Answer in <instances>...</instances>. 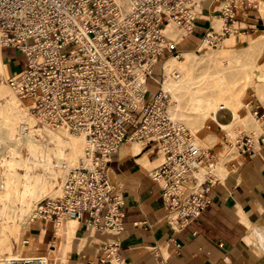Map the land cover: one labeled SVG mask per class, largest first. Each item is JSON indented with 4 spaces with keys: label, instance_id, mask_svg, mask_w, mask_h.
I'll use <instances>...</instances> for the list:
<instances>
[{
    "label": "built area",
    "instance_id": "1",
    "mask_svg": "<svg viewBox=\"0 0 264 264\" xmlns=\"http://www.w3.org/2000/svg\"><path fill=\"white\" fill-rule=\"evenodd\" d=\"M238 1L0 0L1 42L26 58L7 82L44 125L86 141L81 164L69 169L56 195L36 203L31 221L76 219L89 234H121L125 199L109 167L130 141L156 147L162 155L151 177L162 188L167 220L175 231L208 208L219 158L170 118V98L162 92L161 80L165 60L183 54L180 43L194 32L204 4L218 2L213 16L223 25L217 27L211 19L197 51L222 46L235 31ZM150 81L157 91L146 100ZM250 112L263 122L257 136L263 144L264 111L252 107ZM27 131L21 129L18 139ZM242 146L256 150L250 136ZM202 168L213 170L202 177ZM118 249L113 239L105 260L118 258ZM6 264L51 260L39 255L10 258Z\"/></svg>",
    "mask_w": 264,
    "mask_h": 264
},
{
    "label": "crops",
    "instance_id": "2",
    "mask_svg": "<svg viewBox=\"0 0 264 264\" xmlns=\"http://www.w3.org/2000/svg\"><path fill=\"white\" fill-rule=\"evenodd\" d=\"M217 4H204L194 32L180 43L181 50H197L210 20L214 22L213 8ZM234 28L231 35L236 44L248 45L250 37L264 32V0H239ZM10 49L2 47L9 75L13 73V57L7 53ZM250 103L264 111V103L259 100ZM214 116L207 135L220 142L208 149L216 152L219 161L224 144L234 150L227 153L224 175H216L219 178L209 192L208 208L181 230L175 231L167 220L162 188L151 177L161 162L156 147L141 143L136 150L127 142L114 154L109 167L110 177L125 199L122 233L89 234L80 220L38 219L26 227L22 253L46 256L51 264H264V143L242 127L238 128L236 142H232L222 124L233 121V110L220 108ZM247 136L255 151L243 148ZM75 220L74 233L70 234V221ZM113 239L119 243L118 258L105 260Z\"/></svg>",
    "mask_w": 264,
    "mask_h": 264
},
{
    "label": "rangeland",
    "instance_id": "3",
    "mask_svg": "<svg viewBox=\"0 0 264 264\" xmlns=\"http://www.w3.org/2000/svg\"><path fill=\"white\" fill-rule=\"evenodd\" d=\"M214 23L217 27L223 25V21L220 18L214 19ZM176 33H178L177 30ZM261 34H264V32L256 33L255 35L249 38V42H251V40H255L257 36ZM232 38H235V36L231 35L230 37H227L223 45L217 48L202 47L200 51L194 50V55H192V59L194 60V68L192 70H189L188 67H174L172 70L173 72H176L177 75H179L180 73H187L188 82L183 89H180L178 91V99H174L171 98V96H168L170 98L169 110L173 111L176 115V119L180 120V123L191 131L196 142L200 143L203 149L210 148L214 146L217 142H220V140L215 138L214 136H211L209 134L207 135V132L210 130V121L215 118L214 113L220 108H228L233 110V121L228 124H222V126L230 134V140L232 142H236L238 128L240 127L243 128L245 133L250 134L255 139H257V136L262 132V120L256 119L251 114L249 108L252 107V104L250 102L255 99L264 103V70L254 65L251 66L250 62L257 59V57H260V60L264 61V42L261 44L262 47H260V49L258 50H254L251 53L249 51L242 52V48L247 45L246 43H237L236 50L227 49V42ZM0 44L3 48L7 47L1 42V39ZM182 51L185 52L186 50ZM261 52L263 54L262 56ZM7 53L11 57H13V59L10 58L11 70L13 73H17L20 68L24 66L26 59L25 55L20 52L13 51V49H10L9 51H7ZM213 53L217 54L214 55ZM184 59H186V57L182 54L179 58H176V62L180 63ZM238 64H244L247 69H243L242 66H240V69H237ZM230 66H232V69H235L232 70ZM159 75L160 71L159 68H157L155 70V76L158 77ZM8 76L9 73L5 74V72L0 71V86H6L10 89V91L16 96L20 109H27L28 103L26 101H22L16 95L15 91L7 82ZM148 87L149 89L146 94V100L152 99L157 91V85H155V83L152 81L149 82ZM230 95H232V102L227 103V101L229 100L228 96ZM2 104H5V99L0 100L1 119L4 118L9 111V107H3ZM28 113L32 115L34 119H36V126L41 130L46 131L45 129H47V125H44L29 109ZM53 129L58 130L59 128ZM18 134L19 133H16L15 135L16 139L14 138V144H16V147H21L22 144L18 143L19 140H17ZM71 134L75 137L80 136L73 133ZM14 140L11 141L6 138L3 143H0V176H3L4 171L8 168L5 162V164L2 163L3 157L7 159H11L13 156L18 157L17 154L15 155L14 151L12 150V147H14V144H12ZM45 140L48 142L50 152L49 155L54 158L52 159V161L54 160V163H57V161H55V156L57 155L56 150L57 152L59 150H63V156L65 155V153H68L66 145L63 144L61 145V147L56 145V147L54 145L56 142L52 141V143L50 138H46ZM129 143L134 144L136 142L130 141ZM140 144L141 143H139V145ZM224 146L225 147L220 150L218 154L220 157V161L214 168L215 171H213V173L216 172L217 176H219L220 174L224 175L225 171L227 170V167L225 166V163L228 159L227 153L234 150L233 147L231 148L226 144H224ZM215 148L220 149L218 146H216ZM84 149L85 146L83 147L82 154H84ZM20 151L24 157H28L30 159L29 162L31 168L26 170L25 166L17 164L16 166L14 165V167H12V170L15 169L17 172H21V174L25 173L26 171H29L31 174L33 172L32 175H36L38 173H42L45 175L46 170L43 169L44 166L41 164V166L38 167V163L37 165H35L36 163L34 164V160H36V158L38 159V157L33 155V158L32 154L28 152V148H26L25 146H22L20 148ZM29 154L30 156H28ZM63 156L61 157L62 159L65 158ZM160 157L162 160V155H160ZM81 160L82 158L78 161V164H76L75 166L80 165ZM56 167L55 175L52 177V179L50 178V184L48 185V189L51 192H49L48 194H44L40 198H38V200L33 201L34 204L33 206H31L30 211L24 216L22 223L26 222V225H28V223L31 221L34 207L38 201L44 199L47 196L56 195L58 193V188L61 180L64 179L69 169H71L73 166L68 169L65 166H60V168L58 166ZM212 170L213 169L210 170L208 168H202L200 170L201 176L206 177L205 175ZM45 177L47 178L48 175H45ZM2 181L3 180H0V183ZM2 204L3 201L0 200V257L7 258L12 253H22V238L21 240H17L15 237L11 236L8 239H4V236L6 237L10 234L9 232L6 233L1 231V229L7 224L6 220L9 221V225L20 222V219L18 218L20 217V212L18 210L12 209V207H9L8 202L7 208H3L2 206H4V204ZM3 209H5V212H3ZM16 215L17 219L15 218ZM5 216L7 218H5ZM24 235L25 231L23 234V244L25 241Z\"/></svg>",
    "mask_w": 264,
    "mask_h": 264
},
{
    "label": "bare ground",
    "instance_id": "4",
    "mask_svg": "<svg viewBox=\"0 0 264 264\" xmlns=\"http://www.w3.org/2000/svg\"><path fill=\"white\" fill-rule=\"evenodd\" d=\"M169 29L170 31H172L173 25H170ZM263 42H264V34H261L257 36L255 40H251V42H249L248 45L243 47L242 52L249 51L251 53L254 50H258L260 49V47H262L261 44ZM227 45H228L227 49L236 50L237 49L236 39L232 38L228 40ZM217 53H213V54L216 55ZM183 55L186 57V59H184L180 63L176 62V58L172 56L166 59L164 62L165 77L163 80H161L162 92L166 94L167 96H171V98H174V99L175 98L178 99V91L180 89H183L187 85L188 75L187 73L185 74L180 73L179 75H177L176 72L172 71L173 68L174 67H188L189 70H192L194 68V60L192 59V55H194V52L185 51L183 52ZM262 55L263 54L261 52V56ZM245 65L238 64L237 69H240V66H242L243 69H247ZM250 65L260 67L264 70V61L260 60V57H257V59L250 62ZM251 66H247V67H251ZM230 68L232 69V66H230ZM234 69L235 68H233L232 70ZM0 71L5 72V74H8L9 72L8 66L6 65V62H5L3 53H2L1 44H0ZM228 97H229V100L227 101V103H231L232 95ZM3 99H5V104H2L3 107H9V111H8V114L4 118L2 119L0 118V143H3L6 138L11 141L14 140V138L16 139L15 137L16 133H19L21 129H24V128L28 129L26 135H24L22 138H19V139L17 138V140H19L18 143L28 148V152H30L32 156L34 155L38 157V159L36 158V160L33 159L34 164L36 163L35 165H37L38 163V167H40L42 164L44 166L43 169L46 170L45 175H48V177L46 178L45 175L42 173L32 175L33 172L31 174L29 171H26L25 173L21 174V172L19 173L15 169L12 170V167H14V165L16 166L17 164L25 166L26 170L30 169L31 165L29 162L30 159L28 157H24L21 154L20 148L22 146L16 147V144H14L15 140L13 143L10 141L12 144H14V147H12V150L14 151L15 155L17 154L18 157L13 156L11 159H7L3 157L2 159L3 160L2 163L3 164L6 163L8 168L7 170L4 171L3 173L4 175L0 176V180H3L0 183V200L3 201V204H4V206H2L3 208L8 207V204H7L8 202L9 207H12V209L18 210L20 212V217H18L20 219V220L18 219L20 222L9 225L8 223L9 221L6 220L7 224L1 229V231L6 232V233L9 232L10 234L6 237L4 236V239H8L11 236L15 237L17 240L19 239L21 240L22 238V246H23V234L27 227L26 222L22 223L24 216L30 211L31 206H33L34 204L33 202L34 200H38V198H40L42 195L48 194L49 192H51L48 189V185L50 184V178L52 179V177L55 175L56 166H58L59 168L60 166H65L68 169L72 166L74 167L76 164H78V161L81 158H83L84 156V154H82L83 147L86 145L85 144L86 141L83 136L75 137L70 132L60 129V128L58 130H54L53 128L49 126H46L47 127V129H45L46 131L38 128L36 126L37 121L36 119H34L32 115L28 113V108L23 109V110L20 109L16 96L6 86H0V100H3ZM169 116L173 121L181 122L180 120L176 119L175 113L171 110H169ZM46 138H50L51 142L52 141L56 142L54 144L55 146L58 145L59 147H61V145L63 144L67 146L68 153H65L64 156L62 155L63 150H59L58 152L56 150L57 155L55 154L56 155L55 161H57V163H54L53 162L54 160L52 161V159L54 158H52L49 155L50 152H49L48 142L45 140ZM197 144L201 147L200 143H197ZM132 147H134L136 150H139L141 146L137 143H134L132 144ZM30 154L28 156H30ZM61 155L65 158L62 159ZM214 174L216 176V172ZM3 212H5V209H3ZM5 218L7 217L5 216ZM15 218L17 219V215ZM76 223H77L76 220L70 221V225H69L70 234L74 233ZM59 230L61 231V229ZM18 257H33V256H26L23 253H19V254L12 253L7 258L0 257V264H6L7 259L18 258Z\"/></svg>",
    "mask_w": 264,
    "mask_h": 264
}]
</instances>
